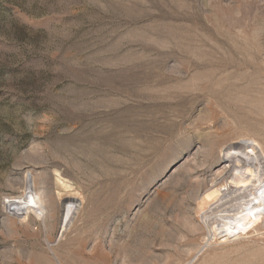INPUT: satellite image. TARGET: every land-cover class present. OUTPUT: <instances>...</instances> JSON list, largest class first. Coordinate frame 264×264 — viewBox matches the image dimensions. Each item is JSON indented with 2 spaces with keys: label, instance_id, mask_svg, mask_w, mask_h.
Masks as SVG:
<instances>
[{
  "label": "rangeland",
  "instance_id": "374dc122",
  "mask_svg": "<svg viewBox=\"0 0 264 264\" xmlns=\"http://www.w3.org/2000/svg\"><path fill=\"white\" fill-rule=\"evenodd\" d=\"M245 141L264 0H0V264H264V197L202 219Z\"/></svg>",
  "mask_w": 264,
  "mask_h": 264
},
{
  "label": "bare ground",
  "instance_id": "6f19581e",
  "mask_svg": "<svg viewBox=\"0 0 264 264\" xmlns=\"http://www.w3.org/2000/svg\"><path fill=\"white\" fill-rule=\"evenodd\" d=\"M250 143V141H245V143L227 150L226 153L220 156V158L224 159L227 163V166L224 167L226 176L224 182L227 183V185L223 187L222 191H231L229 192L230 194L236 191V195L234 196L237 197L228 207H220L219 204L221 203L218 202L221 198H217L210 207V210L202 213V219L207 229V241L213 240L219 232L225 231L230 223H234V221L240 217L242 212L255 207L257 203V199L255 198L256 194H258L259 197H264V154L258 148L251 149L249 147ZM26 181L27 190L32 193L34 183L30 180V176H26ZM224 194L222 193V195ZM25 199H11L10 205L14 208L21 206L25 208L28 203H31L40 208L35 200L25 201ZM204 200L209 201V198L207 197L204 199L203 197L202 201ZM77 209L78 208L73 204H67L64 207V210L67 212H74ZM63 222L65 221L63 220ZM63 222L61 224L62 226ZM63 229H66V227L63 226Z\"/></svg>",
  "mask_w": 264,
  "mask_h": 264
}]
</instances>
